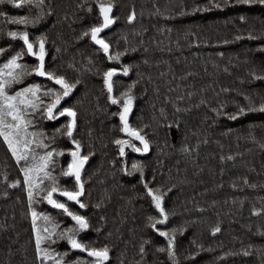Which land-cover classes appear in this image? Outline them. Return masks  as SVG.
I'll return each mask as SVG.
<instances>
[{
	"label": "trees",
	"instance_id": "trees-1",
	"mask_svg": "<svg viewBox=\"0 0 264 264\" xmlns=\"http://www.w3.org/2000/svg\"><path fill=\"white\" fill-rule=\"evenodd\" d=\"M18 2L0 3V49L5 50L0 65L25 53L18 63L27 65L30 74L8 91L39 85L45 104L54 97H44V91L62 94L54 80L32 72L38 58L27 54L22 39L8 36L10 31L27 32L37 52L43 39L45 70L75 84L58 106L76 113L71 138L67 115L49 120L37 112L28 118L33 120L30 132L47 145L38 151L54 153L48 170L61 190H79L74 177L62 174L75 150L73 139L81 145L80 154L89 157L80 174L79 200L85 207L53 194L74 215L86 218L88 228L76 239L89 249L107 246L105 264H264V112L259 111L264 103V4L99 0L113 5L114 23L99 34L110 45L105 53L90 34L84 35L103 23L97 0H44L40 5L34 0L16 7ZM13 17H27L29 23L13 24ZM117 54L119 60L108 58ZM109 69H116L111 95L118 104L111 103L105 84ZM129 91L128 124L144 136L149 150L126 147L122 156L118 139L141 148L121 131V94ZM22 167L26 164H18L0 138V264H52L37 252V223L50 228L47 246L66 264H93L86 251L61 238L60 233L78 226L43 198L52 187L48 181L29 203ZM145 184L163 195L168 216L163 224L157 223L163 217ZM33 210L41 215L35 225ZM160 232L175 237L174 256Z\"/></svg>",
	"mask_w": 264,
	"mask_h": 264
},
{
	"label": "snow or ice",
	"instance_id": "snow-or-ice-1",
	"mask_svg": "<svg viewBox=\"0 0 264 264\" xmlns=\"http://www.w3.org/2000/svg\"><path fill=\"white\" fill-rule=\"evenodd\" d=\"M5 0H0V3H4ZM11 2V0H9ZM34 0H19L16 4V7H23L25 4L31 5ZM44 0H35L37 5L43 4ZM98 7L99 12L103 18V23L99 27H92L90 29V33H84L85 36H91V39L98 44L105 53L109 52L110 45L105 42L104 39H101L99 34L106 28H108L111 24L114 23V20L110 17V13L112 12L113 5L111 3L105 4L100 3L99 0ZM245 3L250 2V0H244ZM259 3L264 4V0H258ZM135 14L129 16V21L133 20ZM11 23L13 24H21L26 25L29 23L27 17H13L11 18ZM8 36L12 38H20L23 40L26 45L27 54L32 56H36L38 58V66L32 70L35 74L39 76H47L49 79L54 80L57 85H60L62 89V94L58 92H54L52 89H48L43 92L44 97L52 96L54 97L50 103L45 104L44 100L41 98V87L39 85H29L27 87L22 88L19 91H16L12 94L9 93V89L13 84L20 83L25 75L30 74L28 66L25 64L18 63V60L25 53H17L12 56L6 63L0 65V138L3 139V142L7 145V148L10 150L13 157H15L16 162L19 164L24 162L27 166L22 167L21 171L24 174V182L28 186L27 195L29 198V203H32L34 198V191L39 189L40 191H44V188L41 185L44 184L45 181H48L52 187L51 190L47 191L46 196L43 198L51 205L56 208L62 209L68 216H70L78 226L75 229H67L65 232L60 233L61 238L67 239L71 248L73 249H82L87 252V255L93 258V264H105V261L109 259V249L107 246L103 248H87L83 244H81L76 236L79 231H83L88 228V222L84 216L74 215L72 212L68 210L65 203H61L60 201L53 198V194L59 192L60 195L67 197L69 201H75L80 204V207H85L84 204L80 203L79 197L83 194V184L81 181V170L84 164L89 159L88 156H82L80 154L81 145L79 141L72 140V143L75 145V150L70 153L72 159L68 163L67 170L62 174L64 176L74 177L76 180V185L78 186V191H68L61 190L58 187V181L55 176L51 174L48 170L50 166H54V153L52 151H48L43 156H38L32 148V145L35 144L37 147H47V145L43 144V141H38L35 139L36 133H30L28 131L29 127L33 124V120L28 117L37 113L42 112L45 114L46 118L49 120H55L58 116H65L71 118L70 122L66 126L67 131L66 135L68 137H72L73 129L76 127V113L71 108H63L60 110L58 107L65 97L69 96L72 89L75 87V84H70L65 80L63 76H56L51 72H47L44 66L45 59V43L43 39L38 41V52L34 50L33 43L29 42V37L27 32L18 33L15 31L8 32ZM4 49H0V54L4 53ZM110 60L115 59L119 60V54L115 56H109ZM124 74L127 75L128 68H124ZM116 75V69H109L106 73H104L105 84L107 86V91L109 92V99L112 104L121 103V101L117 98H114L111 93L113 91L112 85V77ZM78 83V81H77ZM124 96L123 100V109L120 112V120L123 123V127L121 128L122 132L127 133L129 137L135 138V140L140 141L143 145V148H138L133 144L130 140H116L115 143L120 146V154L124 155L125 146L130 147L133 151L139 152H147L149 150L148 141L144 138L143 135L136 129L130 127L127 121V115L131 111L133 97L129 93H122ZM243 111V110H241ZM259 111L264 112V103L260 105ZM235 119V117H231ZM57 131H60L59 129ZM31 136L32 139L28 137ZM63 152L56 153V155H63ZM139 166L133 164V168H138ZM19 184V181L16 184H13L12 187H16ZM147 188L148 195L152 198V201L155 205V208L159 210L160 215L163 219L158 220L157 223L163 224L167 221L168 216L165 212L164 207L162 206L163 195L157 194L152 188ZM36 195H39V192H36ZM33 224L38 218V214L33 210L32 212ZM45 220H48V217H43ZM149 219H152L151 217ZM153 228L156 227L155 224L152 225ZM55 229H53L54 231ZM45 232L49 230L44 229ZM214 231L218 232L220 229L217 227ZM161 236L168 237V251L170 256H174V252L172 251L174 245V236H169L166 232H160ZM51 233H49V236ZM43 239H48V236L41 237L39 234L36 237V248L38 253H42L43 259H54L50 253L47 252L46 249H41V243ZM143 251V248L141 249ZM159 251H165V249L161 248ZM248 253L246 252L245 255ZM55 264H62V257L55 259Z\"/></svg>",
	"mask_w": 264,
	"mask_h": 264
},
{
	"label": "rangeland",
	"instance_id": "rangeland-1",
	"mask_svg": "<svg viewBox=\"0 0 264 264\" xmlns=\"http://www.w3.org/2000/svg\"><path fill=\"white\" fill-rule=\"evenodd\" d=\"M16 91H19V90H16ZM16 91H14V92H16ZM14 92H9L10 94H12V93H14ZM131 108H133V104H132V107ZM132 110V109H131ZM131 113V111L128 113V115H127V118H128V116H129V114ZM28 131L30 132V130L28 129ZM30 133H32V131L30 132ZM29 139H32V137L31 136H29L28 137ZM36 139V138H35ZM134 140H135V138H134ZM131 141V140H130ZM135 141H137V142H140V141H138V140H135ZM132 142V141H131ZM133 143V142H132ZM134 144V143H133ZM138 145V144H137ZM138 146H140L141 147V149L143 148V145L140 143V145H138ZM127 146H125V148H126ZM137 147V146H136ZM32 148H33V150L35 151V153L38 155V156H43V155H45V153L46 152H44V151H38L39 149H38V147L35 145V144H33L32 145ZM43 149V148H42ZM44 150V149H43ZM44 152V153H43ZM139 152H142L143 153V151H139ZM27 166V165H26ZM40 214H38V218H37V220L36 221H38V219L40 218ZM43 226V227H42ZM45 226V224H40V223H37L36 225H35V231H36V237H37V235L39 234L41 237H45V236H48L49 235V233H51V231H50V228L49 227H44ZM48 229L49 231L48 232H45L44 231V229ZM46 240L47 239H43L42 240V243H41V249H46L47 250V252L48 253H50L51 254V256L54 258V259H48V260H45V262L46 261H48L49 263H51L52 262V264H55V259L56 258H61L60 257V254H58L57 252H52V249L50 248V247H48L47 246V243H46ZM40 256L41 257H43V255H42V253H40ZM62 264H66L64 261H63V256H62Z\"/></svg>",
	"mask_w": 264,
	"mask_h": 264
},
{
	"label": "water",
	"instance_id": "water-1",
	"mask_svg": "<svg viewBox=\"0 0 264 264\" xmlns=\"http://www.w3.org/2000/svg\"><path fill=\"white\" fill-rule=\"evenodd\" d=\"M84 167V166H83ZM79 250H82V249H79Z\"/></svg>",
	"mask_w": 264,
	"mask_h": 264
}]
</instances>
